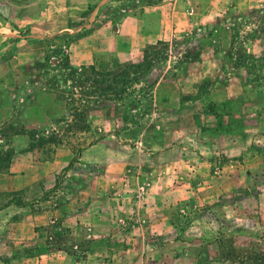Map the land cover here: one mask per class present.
<instances>
[{"label":"rangeland","instance_id":"rangeland-1","mask_svg":"<svg viewBox=\"0 0 264 264\" xmlns=\"http://www.w3.org/2000/svg\"><path fill=\"white\" fill-rule=\"evenodd\" d=\"M82 189L99 264L264 256V0H0V264H80Z\"/></svg>","mask_w":264,"mask_h":264},{"label":"crops","instance_id":"crops-1","mask_svg":"<svg viewBox=\"0 0 264 264\" xmlns=\"http://www.w3.org/2000/svg\"><path fill=\"white\" fill-rule=\"evenodd\" d=\"M111 50L112 47L110 46ZM84 62L88 63V59H89V55L86 56V54L84 55L83 58ZM79 195H78V199L76 201L78 209H77V215L78 217H80L81 219H87L90 225V229L91 232L93 233L94 238H96L94 241H92V248H94L95 250L88 254L86 257L82 258V260L80 261V264H99V254H98V247H101V245L103 244L101 236H99L98 232L99 227H102L99 222H98V217L100 214V211H98L97 209L101 206V200H98V196L96 193L93 194L91 200H89V198L87 197V192H85L83 189L79 191ZM74 207H76V205H74ZM10 210V208H8ZM7 210V211H9ZM7 211L3 212L6 213ZM70 216V214H69ZM23 224V222H22ZM25 227L28 228V231L31 232V236L33 237V231H34V224L33 223H25L23 224ZM107 228V226H106ZM85 228L84 227H79V233L84 232ZM31 237V238H32ZM71 257L66 255L64 257H60L57 255L52 256L51 258H49L50 264H69L72 263V260L70 259Z\"/></svg>","mask_w":264,"mask_h":264},{"label":"trees","instance_id":"trees-1","mask_svg":"<svg viewBox=\"0 0 264 264\" xmlns=\"http://www.w3.org/2000/svg\"><path fill=\"white\" fill-rule=\"evenodd\" d=\"M159 45H162V43ZM151 55L154 58L165 59L159 56L158 52L151 51ZM233 264H264V256H258L256 253H253L252 256L240 258V260L234 261Z\"/></svg>","mask_w":264,"mask_h":264}]
</instances>
